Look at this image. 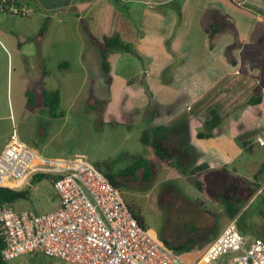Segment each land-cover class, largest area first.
Returning <instances> with one entry per match:
<instances>
[{
    "label": "crops",
    "instance_id": "1",
    "mask_svg": "<svg viewBox=\"0 0 264 264\" xmlns=\"http://www.w3.org/2000/svg\"><path fill=\"white\" fill-rule=\"evenodd\" d=\"M21 3L33 9L41 25L44 20L76 23L74 31L79 36L85 32L91 37L80 36L79 53L68 54L65 43L55 37L51 43H39L37 53L33 54L25 47L31 34L14 25L1 28L6 44L0 42V46L10 61L38 58L42 69L39 83L46 84L55 73L63 79L65 75H86L89 53L82 50L93 46L102 49L99 43L105 37L120 35L133 47L134 53L125 52L130 58L123 59L122 51L108 56L110 92L121 102L104 110V122L130 125L133 116L139 115L147 120L143 133L164 127L171 149L187 144L193 148L198 160L192 168L208 165V169L191 176L200 178L198 182L203 185L200 190L197 181L176 185L174 179H187L180 169L169 162L159 163L155 156L152 160L156 174L163 171L167 175L164 182L170 184L168 192L183 200L181 203L201 211L203 230L183 257L187 263H196L197 250L204 251L236 219L229 217L225 207L218 206L221 200L210 193L211 189L229 186L234 177H240L248 181L242 194L251 190V200L264 192V149L257 141L264 130V0H22ZM0 21L10 22L1 14ZM41 25L34 32L40 41L53 31L55 36L63 32L62 27H52L51 31L50 26ZM212 25L221 26L214 40L210 36ZM133 64H139V68L133 71ZM23 76V81L36 83L30 76ZM36 89L40 93L32 92L41 96L42 87ZM258 96L261 102L252 104L250 101ZM212 107L219 110L224 121L214 130L213 137L199 138ZM8 141L0 149V155ZM32 145L29 146L38 151ZM32 181H37V177L19 190H27Z\"/></svg>",
    "mask_w": 264,
    "mask_h": 264
},
{
    "label": "rangeland",
    "instance_id": "2",
    "mask_svg": "<svg viewBox=\"0 0 264 264\" xmlns=\"http://www.w3.org/2000/svg\"><path fill=\"white\" fill-rule=\"evenodd\" d=\"M1 16L9 19L10 22L0 21V30L14 25L31 34L30 38L26 39L25 47L33 54L37 53L39 43H51L55 37L65 43L68 54L79 53L80 36L91 38L85 32L79 36L74 31V26H78L76 23L59 24L44 20L41 25L36 13L29 19L11 14H1ZM39 25H48L51 31L52 27H62L63 32L55 36L53 31L40 41L38 34H34ZM0 42L6 44L1 32ZM82 52L89 53L90 64L86 75H65L63 79L55 73L46 84H42L37 82L42 72L41 65L38 66V58L28 57L25 61L15 58L10 61L7 52L0 46V149L5 146L7 139L16 129L29 145L34 141L32 146L44 156L63 159L85 158L90 164L102 172L110 173L116 181H119L123 198L137 213L142 214L149 233L162 242L166 241L170 244L168 246L183 258L194 240H199L203 230L201 211L199 208L189 206L190 204L181 203L183 200L175 199V194L173 196V193L168 192L170 184L164 182L167 175L163 171L156 174L154 166L155 174L150 181L143 180L142 170L137 173V177L122 176V172L139 157L147 158L152 162L155 156V160L159 163L165 161L155 155L152 146L144 145L141 141L142 128L147 123L145 118L135 115L130 125L104 122L106 121L104 110L109 106L120 105L121 100L110 92L109 76L102 71V49L93 46ZM123 53V59L130 58L129 54ZM21 63L24 65H20ZM137 68L139 64H133V71ZM23 75H28V78L31 77L36 83L23 81ZM37 86L42 87L43 91H60L62 117L52 118L41 97H37L33 111L27 108L26 94L33 90H38L40 93V90L36 89ZM185 177L186 180L174 179V183L184 185L185 182L200 180L197 176L192 179L190 174ZM27 190L28 198L5 206L17 212L33 211L37 214H47L55 210L58 197L49 178L32 181ZM211 190L210 193L215 196L216 193ZM248 192L241 195L240 212L234 223L247 240L256 238L264 240V192L252 200L251 190ZM197 204L201 206L200 202ZM218 206L225 207V202L221 200ZM176 247L180 249H175ZM200 252L201 250L198 249V256ZM7 263L69 264L61 258L49 257L41 253L23 255Z\"/></svg>",
    "mask_w": 264,
    "mask_h": 264
},
{
    "label": "built area",
    "instance_id": "3",
    "mask_svg": "<svg viewBox=\"0 0 264 264\" xmlns=\"http://www.w3.org/2000/svg\"><path fill=\"white\" fill-rule=\"evenodd\" d=\"M22 0H0V14L31 18ZM264 149V130L257 137ZM49 178L58 200L53 212L14 211L0 205L3 259L41 253L69 264H190L139 224L120 189L83 157L49 158L14 131L0 155V188L19 190ZM194 264H264V240H247L234 222Z\"/></svg>",
    "mask_w": 264,
    "mask_h": 264
},
{
    "label": "trees",
    "instance_id": "4",
    "mask_svg": "<svg viewBox=\"0 0 264 264\" xmlns=\"http://www.w3.org/2000/svg\"><path fill=\"white\" fill-rule=\"evenodd\" d=\"M211 40L215 39V35L221 31V26L212 25ZM103 49L102 53V71L109 76L110 74V63L108 61V56L111 52L122 51L127 53H134L133 47L124 42L120 35H114L111 37H105L103 42L99 43ZM111 79L109 77V83ZM41 97L44 105L49 109L50 116L52 118L62 117L60 111L61 108V93L59 91H43L41 96H38L35 92L27 93V104L29 110H34L36 107V99ZM252 104L261 102V97H255L250 101ZM224 121L223 116L220 114L219 110L216 107L209 109V119L205 123V131L198 134L199 138H211L213 137V132L218 128ZM141 141L144 145L152 146L155 150L157 157L165 162H169L176 168H179L180 171L186 176L190 174L191 176L195 175L197 171L203 169H208V165L204 164L199 167H194V164L198 160L193 148L187 144L179 149H171L168 144V136L164 132V127H157L153 130H147L143 133ZM142 170V178L145 181H150L154 176V170L152 162L146 158L139 157L133 163L127 167L123 172L122 176H132L137 177V173ZM226 171L225 168L222 169ZM111 183L118 189H120L119 181H116L115 178L108 172L104 173ZM45 176H38L37 180H41ZM248 185L246 179L240 177H234L233 181L229 186L215 187L214 192L216 197L225 202L226 211L231 219H235L238 213L240 212L239 206L242 203V189ZM197 187L201 190L203 185L198 182ZM28 190H13L9 188H0V205L12 204L21 199L28 198ZM134 217L137 219L140 225L144 228L145 226L144 217L141 213H137L134 208L129 206ZM165 244L168 243L165 241ZM183 248V246H181ZM4 249V241L0 236V264H8L2 257V251ZM180 249V248H175Z\"/></svg>",
    "mask_w": 264,
    "mask_h": 264
}]
</instances>
